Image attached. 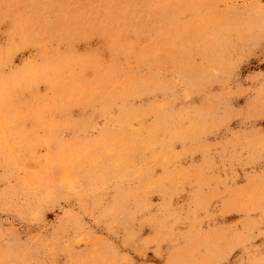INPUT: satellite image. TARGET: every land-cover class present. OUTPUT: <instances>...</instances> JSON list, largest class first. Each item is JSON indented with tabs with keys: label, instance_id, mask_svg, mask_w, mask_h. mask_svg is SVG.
I'll list each match as a JSON object with an SVG mask.
<instances>
[{
	"label": "rangeland",
	"instance_id": "374dc122",
	"mask_svg": "<svg viewBox=\"0 0 264 264\" xmlns=\"http://www.w3.org/2000/svg\"><path fill=\"white\" fill-rule=\"evenodd\" d=\"M0 264H264V0H0Z\"/></svg>",
	"mask_w": 264,
	"mask_h": 264
}]
</instances>
